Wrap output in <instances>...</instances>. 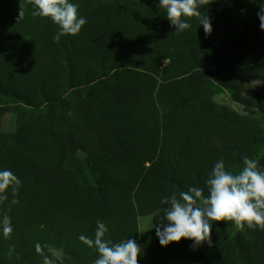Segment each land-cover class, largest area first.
<instances>
[{"label": "trees", "instance_id": "1", "mask_svg": "<svg viewBox=\"0 0 264 264\" xmlns=\"http://www.w3.org/2000/svg\"><path fill=\"white\" fill-rule=\"evenodd\" d=\"M71 2L87 23L56 42L30 0H0V170L19 181L0 189V264H94L79 237L94 239L97 221L105 239L136 241L138 264H264V226L214 222L195 247H162L140 227L173 193L207 194L220 159L234 174L242 156L264 170L260 0H198L207 35L195 16L177 33L158 0Z\"/></svg>", "mask_w": 264, "mask_h": 264}, {"label": "clouds", "instance_id": "2", "mask_svg": "<svg viewBox=\"0 0 264 264\" xmlns=\"http://www.w3.org/2000/svg\"><path fill=\"white\" fill-rule=\"evenodd\" d=\"M33 6V17L50 19L58 28L54 40L76 35L87 23L86 18L79 15V5L71 0H30ZM158 10H164L166 18L177 33L188 30L191 25L185 18H200V26L205 34H210L212 25L208 16L201 18L198 0H158ZM22 12L20 11V18ZM257 17L259 28L264 31V0H260ZM242 169L234 174L225 167L223 159L218 160L205 181V189L189 187L163 198L160 203L167 207L163 217L155 227L159 244L167 247L181 240L192 242V246L203 242L211 244V232L214 222H232L235 227L253 229L264 226V170L258 161L241 157ZM16 183L14 173L0 170V189ZM5 233L11 231L7 217L3 219ZM108 227L97 221L94 239L81 235L79 239L98 253L94 264H138L140 247L134 239H126L118 243L105 239Z\"/></svg>", "mask_w": 264, "mask_h": 264}, {"label": "rangeland", "instance_id": "3", "mask_svg": "<svg viewBox=\"0 0 264 264\" xmlns=\"http://www.w3.org/2000/svg\"><path fill=\"white\" fill-rule=\"evenodd\" d=\"M255 86L254 84H251L247 88V94H250ZM217 99L221 102L227 103L231 106H233L235 109L242 113H248V109L245 108L244 106L237 104L231 100V97L229 93L225 90H219L217 93ZM15 127V115L14 114H7L6 117L4 118V129L7 131H12ZM161 212H157L152 215L144 216L141 217L140 221V227L141 230H146L152 228V226L157 225L160 222V219L162 218ZM46 264H54V262H48Z\"/></svg>", "mask_w": 264, "mask_h": 264}]
</instances>
